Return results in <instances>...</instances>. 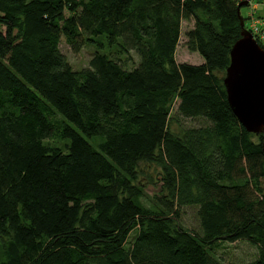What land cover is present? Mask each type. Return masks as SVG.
<instances>
[{
  "label": "trees",
  "instance_id": "obj_1",
  "mask_svg": "<svg viewBox=\"0 0 264 264\" xmlns=\"http://www.w3.org/2000/svg\"><path fill=\"white\" fill-rule=\"evenodd\" d=\"M240 1L0 0V264H223L214 250L238 239L264 264V131L224 83ZM184 20L201 63L177 59Z\"/></svg>",
  "mask_w": 264,
  "mask_h": 264
},
{
  "label": "rangeland",
  "instance_id": "obj_2",
  "mask_svg": "<svg viewBox=\"0 0 264 264\" xmlns=\"http://www.w3.org/2000/svg\"><path fill=\"white\" fill-rule=\"evenodd\" d=\"M242 1V0H241ZM241 13L245 17V27L250 30L251 24L255 21L264 33V0H249L247 5L241 7ZM254 22V23H255ZM253 23V24H254ZM193 20H184L182 24V33L180 42L177 48V59L179 61H187L192 63H199L202 61V56L197 51H192L187 45V31L193 26ZM252 24V25H253ZM0 30H5V26H0ZM264 35H262L263 37ZM264 38V37H263ZM263 39H261L262 41ZM260 41V42H261ZM264 46V44L261 42ZM61 48L67 55L70 62L75 68H81L87 66L91 56V52L88 47H82L79 50H75L66 41L65 37H62ZM184 125H201L206 124L207 120L202 117L187 118L183 120ZM180 122H174L172 128L178 130ZM63 140V139H62ZM58 138L46 139V142L51 144H64ZM92 141V140H91ZM94 144V142L92 141ZM65 148V147H64ZM145 174L141 175V180L147 184V193L152 196L162 189V182L160 180V174L157 168L152 164L141 163L140 165ZM264 185V178H263ZM181 222L184 226L190 229H199V216L198 208L195 205H185L180 208ZM133 237H130L132 240ZM129 240V241H130ZM258 246L252 244L248 240L238 239L236 241H222L220 246L214 250V254L222 261L223 264H243L256 258L258 255Z\"/></svg>",
  "mask_w": 264,
  "mask_h": 264
},
{
  "label": "water",
  "instance_id": "obj_3",
  "mask_svg": "<svg viewBox=\"0 0 264 264\" xmlns=\"http://www.w3.org/2000/svg\"><path fill=\"white\" fill-rule=\"evenodd\" d=\"M249 0L239 2V8ZM231 48V63L224 83L228 101L248 131H264V47L245 27Z\"/></svg>",
  "mask_w": 264,
  "mask_h": 264
},
{
  "label": "built area",
  "instance_id": "obj_4",
  "mask_svg": "<svg viewBox=\"0 0 264 264\" xmlns=\"http://www.w3.org/2000/svg\"><path fill=\"white\" fill-rule=\"evenodd\" d=\"M252 24H251L250 30L254 34V37L259 41L260 44H261V42L264 44V38H263L264 36L262 37V35H264L263 29H261L256 22L253 25ZM261 39H263V40L261 41Z\"/></svg>",
  "mask_w": 264,
  "mask_h": 264
},
{
  "label": "crops",
  "instance_id": "obj_5",
  "mask_svg": "<svg viewBox=\"0 0 264 264\" xmlns=\"http://www.w3.org/2000/svg\"><path fill=\"white\" fill-rule=\"evenodd\" d=\"M201 62H203V59H202V61ZM201 62H199V63H201Z\"/></svg>",
  "mask_w": 264,
  "mask_h": 264
}]
</instances>
